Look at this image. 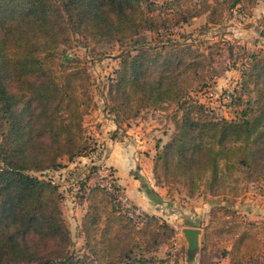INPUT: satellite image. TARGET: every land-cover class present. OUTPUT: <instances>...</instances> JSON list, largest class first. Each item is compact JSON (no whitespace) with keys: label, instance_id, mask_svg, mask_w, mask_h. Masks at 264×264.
<instances>
[{"label":"trees","instance_id":"trees-1","mask_svg":"<svg viewBox=\"0 0 264 264\" xmlns=\"http://www.w3.org/2000/svg\"><path fill=\"white\" fill-rule=\"evenodd\" d=\"M259 1L0 0V264H179L170 253L159 256L176 230L157 215L133 221L104 186L82 195L86 256L69 252L63 197L56 185L31 174L93 151L84 123L96 107L95 82L87 60L68 49L75 41L85 49L122 47L106 110L120 123L147 109L174 108L176 132L157 156L155 181L163 185L164 177H174L171 169H180L193 194L201 173L209 172L214 184L228 169H253L264 152V49L238 47L241 80L229 104L234 115L221 118L195 96L207 95L218 77L219 43L188 37L191 42L167 38L151 46L137 39L162 36L203 15L206 28L235 12L251 18ZM200 251L230 264H264V220L218 205Z\"/></svg>","mask_w":264,"mask_h":264},{"label":"rangeland","instance_id":"rangeland-1","mask_svg":"<svg viewBox=\"0 0 264 264\" xmlns=\"http://www.w3.org/2000/svg\"><path fill=\"white\" fill-rule=\"evenodd\" d=\"M155 1L162 3L167 0ZM260 13L261 17L258 19L254 15L247 18L235 12L232 16H228L222 25L212 28H206L208 16L203 15L188 24L162 33V36L146 33L137 40L140 44L145 42L151 46L154 45V40L170 38L185 42L188 37L197 42L204 41L206 45L219 43L216 45L220 48L214 55L218 77L208 87V90L213 89L216 93L208 100L206 95L198 92L195 96L219 117L231 118L234 115L233 109L229 104H224L222 96L228 90L235 93L241 80V64L236 62L238 47L249 53L258 48L264 49L262 22L264 9L260 8ZM197 30H202L203 33L194 34ZM129 43L131 45V42ZM128 47L131 49V46ZM68 50L87 60L94 78L96 96V107L89 115L94 116L93 120L85 119L84 123L88 142L93 151L87 156L72 161L68 157H63L60 161L61 167L49 171L54 173L56 187L63 197L62 216L72 241L70 253L79 258H84L87 254L81 229L86 210V206L82 204V195L93 186L107 187L119 202L121 198L126 200L128 206L140 209L144 217L149 214L136 204L132 193L143 192L145 188L150 189L152 183L159 190L161 189L165 193L167 204L159 209L162 212L160 218L163 221H170L168 223L176 233L173 239L161 248L159 256L164 258L170 253L173 257H177L180 264L183 255L188 253V244L182 230L187 221H192L193 226L202 229L210 219L211 210L218 205L238 210L250 220H264V152L257 154V162L253 169H228L220 174V179L214 184L209 172L201 173L202 180L197 182L193 194L190 192L193 188L189 181L181 176L180 169H171L174 177L168 180L164 177V184L157 185L155 181L157 156L173 139L176 132L173 123L174 108L167 111L147 109L138 118L118 123L106 110L105 102L108 85L119 67L117 57L121 54L122 47L116 43L92 44L90 48L85 49L75 41ZM116 144L119 149L112 157V147ZM123 153L131 155L130 166L134 169L122 171L121 167L119 169L112 166L113 161H119ZM142 158L153 160L150 177L141 175L145 168L141 165ZM162 171L163 167L160 166L159 172L164 175ZM31 174L37 177L40 175V173ZM201 261L204 264H214L216 258L205 256Z\"/></svg>","mask_w":264,"mask_h":264},{"label":"crops","instance_id":"crops-1","mask_svg":"<svg viewBox=\"0 0 264 264\" xmlns=\"http://www.w3.org/2000/svg\"><path fill=\"white\" fill-rule=\"evenodd\" d=\"M260 8L264 9V1H259V4L257 6V8L254 10V16L255 18L260 19L261 17V13H260ZM257 16V17H256ZM264 16V15H263ZM94 116H88L86 118V120H93ZM95 117H97V115H95ZM113 152H112V157H114L113 155L117 154V149H119V147L117 146H113ZM126 151V150H125ZM130 159H131V155L127 154L125 155L124 153L120 156V160H114V164L112 166H114L115 168H119L121 167V170H129V168L134 169V167L130 166ZM137 160H139V158H136ZM141 165L145 166L143 173L141 175L146 176L148 175L150 177V172L151 169L153 167V160L151 159H141ZM118 169V170H119ZM120 172V171H119ZM139 182V180H137ZM129 192V191H128ZM134 194V200L136 202V204L138 206H140L142 208L143 211H146L149 215H154L157 217H162V212L161 210H159L160 208L162 209L163 207L166 206L167 204V199L164 197L165 193L161 191V189L159 190V188L155 187V184L152 183V185H150V189L145 188V190H143V192H137V193H132ZM132 196V195H130ZM167 221V220H166ZM170 222V221H167ZM208 221H206V223L204 224L203 227H205L207 225ZM195 226H193L192 221H187L186 226L182 228V230L186 229V228H194ZM203 227L202 229H200L198 226L195 228H199L202 231L203 234ZM202 239V235L200 238V241ZM200 249H201V244H200ZM199 251L196 254H190L189 249H188V253L186 255H183V257L181 258V264H204L201 259L205 258V254H203L201 251ZM208 257V256H207ZM180 264V262H179ZM214 264H230V259L226 258V259H219L216 258V262Z\"/></svg>","mask_w":264,"mask_h":264},{"label":"built area","instance_id":"built-area-1","mask_svg":"<svg viewBox=\"0 0 264 264\" xmlns=\"http://www.w3.org/2000/svg\"><path fill=\"white\" fill-rule=\"evenodd\" d=\"M215 93H216L215 90L209 89L207 91L206 100H208L209 98L214 97ZM222 97H223L224 104H230L234 100V91L228 90V91H226V94L223 95ZM39 178L43 179V180H46L48 182H51L52 184L56 185L55 178H54V173H51L49 171L47 173L46 172L40 173ZM119 200H121V202H122L121 203V202L118 201L120 203L121 207L128 213V216L133 221H135L137 223L143 221V219L145 217H144L143 212L140 209L133 208L130 205L128 206L126 200H122V198L119 199Z\"/></svg>","mask_w":264,"mask_h":264},{"label":"water","instance_id":"water-1","mask_svg":"<svg viewBox=\"0 0 264 264\" xmlns=\"http://www.w3.org/2000/svg\"><path fill=\"white\" fill-rule=\"evenodd\" d=\"M189 251L193 252L200 248L202 231L198 228H186L183 230Z\"/></svg>","mask_w":264,"mask_h":264}]
</instances>
